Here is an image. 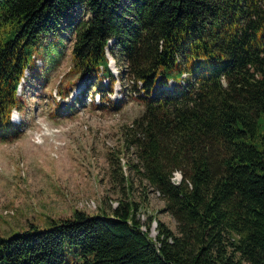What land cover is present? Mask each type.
Listing matches in <instances>:
<instances>
[{
	"label": "trees",
	"instance_id": "16d2710c",
	"mask_svg": "<svg viewBox=\"0 0 264 264\" xmlns=\"http://www.w3.org/2000/svg\"><path fill=\"white\" fill-rule=\"evenodd\" d=\"M57 31L74 39L67 76L102 92L95 106L115 110L109 94L129 81L143 107L130 166L177 228L148 216L142 231L126 200L112 213L75 209L0 236V264H264V0H0V141L19 136L18 87Z\"/></svg>",
	"mask_w": 264,
	"mask_h": 264
},
{
	"label": "rangeland",
	"instance_id": "374dc122",
	"mask_svg": "<svg viewBox=\"0 0 264 264\" xmlns=\"http://www.w3.org/2000/svg\"><path fill=\"white\" fill-rule=\"evenodd\" d=\"M73 40L63 31L42 39L18 87L20 109L12 110L11 123L19 136L0 141V236L31 223L50 227L51 220L69 217L75 209L112 213L124 200L139 204L144 219L155 217L176 232L175 219L163 211L164 201L130 166L138 161L129 129L143 107L127 80L123 89L116 82L109 94L115 110L95 106L103 103L102 92L85 78L67 76ZM64 88L67 96L59 94ZM180 177L174 172V181ZM64 251L66 258H75L69 247Z\"/></svg>",
	"mask_w": 264,
	"mask_h": 264
},
{
	"label": "built area",
	"instance_id": "2783aa9c",
	"mask_svg": "<svg viewBox=\"0 0 264 264\" xmlns=\"http://www.w3.org/2000/svg\"><path fill=\"white\" fill-rule=\"evenodd\" d=\"M180 178H181V177H180ZM176 182H178V180H177ZM154 192H155V194H156L157 196H160V194H159V192H158L157 190H154ZM137 217H139V218H140V221H141V223H140V229H141L142 231L146 232V231H147V227H146V225L144 224V222H145V220H146L147 217L144 219L143 216H142V212H138V213H137ZM152 223H153V225H152ZM151 225H152V228H151V229L154 230V232H155V234H154L153 236L150 234V227H151ZM157 232H158V230H157V222H156L155 219H153V220L151 221V224H150L149 228H148V236H149L150 238H152L153 240H155V236H156Z\"/></svg>",
	"mask_w": 264,
	"mask_h": 264
},
{
	"label": "clouds",
	"instance_id": "9594fccd",
	"mask_svg": "<svg viewBox=\"0 0 264 264\" xmlns=\"http://www.w3.org/2000/svg\"><path fill=\"white\" fill-rule=\"evenodd\" d=\"M108 63H109V67H111L113 69V71L118 75L119 68L116 65V60L110 54H108ZM113 98H115V97H113Z\"/></svg>",
	"mask_w": 264,
	"mask_h": 264
}]
</instances>
